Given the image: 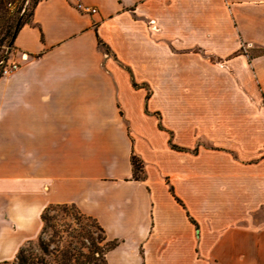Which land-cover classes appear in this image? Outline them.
Masks as SVG:
<instances>
[{"label": "crops", "instance_id": "1", "mask_svg": "<svg viewBox=\"0 0 264 264\" xmlns=\"http://www.w3.org/2000/svg\"><path fill=\"white\" fill-rule=\"evenodd\" d=\"M242 44L264 49V0H40L9 54L19 68L0 78V264L38 238L40 215L55 204H74L117 241L108 264H264V149L244 154L259 157L247 164L198 150L188 166L181 155L193 144H179V159L168 148L204 135L202 121L208 141L264 145V55L249 60ZM188 54L219 61L197 75L226 78L251 101L218 102L216 111L196 103L189 113L185 90L173 97L166 85L151 94L167 99L173 118L135 129L149 122L125 69L167 84L187 75ZM143 149L159 171L147 169Z\"/></svg>", "mask_w": 264, "mask_h": 264}, {"label": "rangeland", "instance_id": "2", "mask_svg": "<svg viewBox=\"0 0 264 264\" xmlns=\"http://www.w3.org/2000/svg\"><path fill=\"white\" fill-rule=\"evenodd\" d=\"M10 8L11 9L9 13L13 15L15 9L13 7H10ZM1 51L7 52L6 49L2 47V49H0V56L2 55ZM240 53L247 56L250 60L253 56L257 54L264 55V49L249 50V47L247 45L242 44ZM187 57H188V60L182 63L187 68V75L182 76V77L177 76V77L166 78L168 82L167 84H165L163 78H154V77L149 76L146 70H143L142 73L136 75V78H134L131 74V71L125 69V71L129 75L130 87L135 92V94L133 95L134 108L137 107L138 102L136 101L138 100V97H139L141 101V113L139 109L136 108L135 110L138 111L139 116H142L143 118H145L146 122H149V123H144V125H140L139 127L136 126L135 129L138 128L140 132L145 133L148 130H152L153 127L152 125H149V124L152 123L154 120L158 122L160 119L163 125L165 124V122H169L168 121L169 119L173 118L164 108L165 101H167V99L160 97V95L158 94H157L158 95L157 97L151 94L152 90H156L160 92L164 91L166 85H170V89L172 90L173 97L176 95L178 96L179 91L184 92L185 90L186 98L184 99V102L186 101L188 102V103H185V105L187 106L188 108L187 111L189 113L190 112L195 113L194 111H195L196 103L207 106V107H213V110L216 111L217 109L214 107H216V104L218 102L223 104V103H228V102L231 103L234 101L240 102V103H244L247 100L251 101V98L249 97V95L246 94L244 91H241V90L236 91L235 89L233 91L232 82H230L226 78H221V77H218L217 75L216 76L215 75L214 76L213 75H208V76L197 75L196 73L197 69L201 68V64H203L204 67L214 68L216 65H219V61L215 60L214 58H208L207 56H202V54L198 56L199 60L197 63L194 60L195 58L194 55L188 54ZM178 64L180 63L178 62ZM148 82H150V85ZM228 84H229L228 89L230 90V92L222 91L223 89H225L224 87ZM235 84L238 86L237 81H235ZM173 99L177 100L178 97L173 98ZM153 108L155 109L152 110ZM233 111L237 115L238 111L231 110V112ZM218 117L219 119L225 122L226 116L224 114L220 113L218 114ZM200 124H201L200 129L204 132V135H201V137L195 136V139L191 140L190 142H187L185 141L186 134L180 137V135L177 133L176 136L180 137L181 141H176L175 143V140H171L173 144L177 145L178 148H180L179 144L181 142L182 144H193V147H191L190 149H186L187 155H181V156L188 158V162H187L188 166L195 165L194 158H195V155L198 153L197 152L198 150L200 152L201 151L206 152L207 154H215L216 163H222V162L224 163L229 159V160H235L238 163L247 164V163L256 161L257 159H259V157L258 156H254V157L244 156V154L247 155V153L250 152L252 154L257 155L262 151V149H264L262 147L264 146L262 142H257L258 144L257 147L250 148L249 142L245 143L243 141H238L236 139H232L228 141L227 139L226 141L219 139V140H215L214 141L215 143L208 141L207 139H204L205 135L210 138L213 137L210 131L208 130L209 126L206 124L205 121H202V123ZM228 129H231V126H229L228 128H227V125L219 126V131H221V134H223L225 137L228 136L227 134ZM157 130L159 131L160 134L169 136V132H167L164 128L160 129L159 125L157 126ZM194 131H195V128H194ZM134 133L136 137L140 136V140H142L141 141L142 143L148 144L147 139L144 136H142V134L139 135V133L136 130ZM242 136L247 137V138L249 137L248 135H243V134ZM168 148L173 154H175V156H177V159L180 158L181 151L185 152V149H182V148H181V151L179 152L171 149L170 146ZM214 150H216V152ZM211 151H214V153H212ZM141 152L143 153L145 161L147 163L145 165L147 169L155 168L156 170L159 171V169H157V166L155 164V162H158V160L154 157H151V155H149L146 149H143ZM238 152L240 154L239 157L236 155ZM162 169L164 168L162 167ZM67 212L71 215L76 214L74 211L70 209ZM71 215L66 216L62 213L61 210H56L54 212L49 213V216L51 218V221H50L51 224L55 225L58 222L60 226H62L60 227L61 229L67 230V233H59L58 236L52 238L54 245L48 244L47 248H49V250H52L53 248H57L56 246H58V248H63L64 244L66 245L68 242H76L74 239H72V236H75L74 230H79V228L81 227L86 228V229L90 228L89 223L86 220L80 218L79 220L76 221L72 218ZM90 230L92 231V237L96 239L99 236V232L92 228H90ZM51 236H52V232L49 230L48 233L45 234L43 237L44 242H47V240ZM60 238H62L61 241H60ZM36 240L37 239L29 243H26L23 246V248H38V243ZM79 241L83 242L86 246L89 245V243L85 239H79ZM74 245H76L77 248L80 247L78 243L77 244L74 243ZM35 255H37V257L40 256L39 258L43 257L38 253H36ZM5 264H16V256H15V259L11 263H5Z\"/></svg>", "mask_w": 264, "mask_h": 264}, {"label": "trees", "instance_id": "3", "mask_svg": "<svg viewBox=\"0 0 264 264\" xmlns=\"http://www.w3.org/2000/svg\"><path fill=\"white\" fill-rule=\"evenodd\" d=\"M39 1L40 0H0V49L4 47L7 51H1L0 78L1 71L8 62L9 54L13 49L16 34L21 27L30 23L33 9ZM10 7L15 9L13 15L9 13ZM159 128H162L160 124ZM169 146L173 150L181 151V149L173 145L171 141H169ZM130 164L132 166V179L135 181L142 180L143 162L136 157L134 152H132L130 157ZM69 209L76 214H69L67 212ZM56 210H61L66 216L71 215L76 221L80 218L86 220L90 228L99 232V236L94 239L90 228L86 229L81 227L79 230H74L75 236H72V239L76 242H68L66 245L64 244L63 248H58V246H56L57 248L49 250L47 245H54L52 240L53 237L58 236L59 233H67V230L60 228L62 226H60L58 222L55 225L50 222L51 218L49 213ZM40 220L42 229L36 240L38 248H19L16 254V264H108L106 255L117 246V241L106 240L104 230L94 218L83 214L74 204L49 205L42 211ZM49 230L52 232V236L47 242H44L43 237ZM79 239H85L89 245L86 246L83 242L79 241ZM61 240L62 238H60V241ZM74 243H78L80 247L77 248ZM36 253L43 257H37V255H35Z\"/></svg>", "mask_w": 264, "mask_h": 264}, {"label": "built area", "instance_id": "4", "mask_svg": "<svg viewBox=\"0 0 264 264\" xmlns=\"http://www.w3.org/2000/svg\"><path fill=\"white\" fill-rule=\"evenodd\" d=\"M77 8L80 11H82V12H86V13H90V14H95L96 13V10L95 9H90V8L82 7L80 5H78ZM24 58H26V57H24ZM18 68H19V65L18 64L7 62L6 65L3 67L2 71H1V77L7 76V75L13 73Z\"/></svg>", "mask_w": 264, "mask_h": 264}]
</instances>
